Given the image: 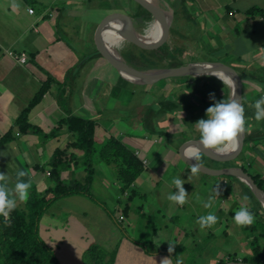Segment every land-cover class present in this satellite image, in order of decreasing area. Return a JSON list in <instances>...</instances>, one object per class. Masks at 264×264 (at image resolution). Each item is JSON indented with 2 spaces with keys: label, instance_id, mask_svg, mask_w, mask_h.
<instances>
[{
  "label": "crops",
  "instance_id": "crops-1",
  "mask_svg": "<svg viewBox=\"0 0 264 264\" xmlns=\"http://www.w3.org/2000/svg\"><path fill=\"white\" fill-rule=\"evenodd\" d=\"M165 1L174 8V22L163 45L171 44L170 49L182 48L184 52L185 48L180 42L192 39L196 44L191 45L198 46L196 51L202 53L188 62L226 63L239 73L242 82L241 103L245 109V133L249 135V141L243 145L241 154L235 159L222 162L209 158L205 153H198L199 162L215 169L228 166L242 167L250 175L257 174L264 181V120L259 122L255 120L254 107L255 101L264 95V76L256 78V73L250 72L253 63L256 60L258 63L264 58V44L257 50L238 48L239 39L233 41L229 37L232 34L230 32L234 31L239 35L240 27L245 30L257 26V32L264 31V19L245 15V11L251 7L264 6V0ZM89 3L90 0H0V139L6 133H10L11 136L9 140L0 143V172L8 175L9 187L14 188L17 171L24 170L28 175L22 179L31 181L29 195L34 190L43 192L54 185L47 166L54 151L73 138L65 125H59V121L69 115L93 119L95 121L93 140L96 145L114 136L142 160L145 169L134 182L137 191L142 192L140 195L146 196L147 191L151 193L154 187L158 189L155 191V203L150 204V208H157L156 214L152 221L149 219L150 213L145 216L147 221L144 228L152 225V234L144 229L141 232L142 236L133 240L129 236L117 234L114 239L107 237L102 243L107 251L116 250L113 264H161L165 257L171 258V264H217L223 259H227L226 262L243 261V257L251 255V252L247 244L248 239L241 230L242 225L236 224L233 220L234 214L241 207L247 209L258 207L260 213L264 212V206L250 194L245 182L236 176L218 175L223 177L218 178L222 185L213 186L215 189L213 192L206 191L213 198L212 207L206 208L203 199L207 193L201 198V195L193 191H186L188 195L183 205L170 201L168 195L171 194L169 190L172 186L163 175L175 161L182 162L179 158L182 159L180 155L184 149L180 154V148L184 142L200 139L195 123L201 118H206L207 108L216 102L228 100V84L213 75L188 77L184 81L191 86L188 91L183 87L187 84L169 81L166 85L168 88L164 89L168 93L161 90L157 94L159 98L155 101L159 102L172 96L174 102L170 109H173L174 113L158 114L152 119V124L147 126L145 117L150 111L145 106L144 109L139 106L134 111L131 106L134 92L127 88V83L132 82L123 78L115 67L100 55L95 43V33L101 20L120 9L115 10L107 6L105 14L95 20L88 29L89 38L85 41L82 35L86 36L88 32H78L75 28L78 21L87 25ZM134 4L136 8L126 3L124 5L126 10H123L131 16L139 17L143 27L147 20L137 15L140 5L135 2ZM128 6L131 12H128ZM29 8L33 9L32 13L28 12ZM178 11L182 13L178 15ZM147 14L150 15L149 12ZM215 26L219 28V34L222 33L217 43L215 35L212 34ZM192 28L196 29V32L193 33ZM206 34H210L208 38H205ZM216 36L219 38L218 33ZM71 37H75L74 42ZM197 38L203 39V43L207 44V52L199 47ZM211 43L212 47L209 49L208 45ZM232 45L234 50L230 47ZM89 47L88 51L86 48ZM219 49L224 54H217L221 52ZM230 51L235 54L233 58L228 59ZM21 53L26 56L25 62H20L15 57ZM179 59L184 61L181 55ZM48 76L55 81L50 82L41 99L29 109L27 116L28 122L40 128L41 132L39 134L31 130L21 132L15 125V120L40 86L47 81ZM210 94H214V99ZM114 100L124 103L125 110L118 109ZM155 103L157 110H160L162 107L159 108L157 102ZM139 111H142L140 118ZM131 114L135 115L130 117ZM125 118H129L132 127L129 132H119L113 124ZM53 131H55L53 135L44 137L43 134ZM191 153L194 154V149ZM83 159L84 155L78 154L77 160L73 161L70 167L62 169L61 178L66 182L79 180L77 168L79 163L83 166ZM186 167L191 168L187 164ZM106 168L104 167L105 170ZM177 169L175 168L176 171ZM204 176L212 182L216 177L206 174ZM159 184L162 185L158 186ZM144 186L149 190L143 192ZM126 191L129 195V191ZM200 192L198 190L199 194ZM244 196L248 199L244 200ZM61 200L67 204L63 206ZM83 200L86 202L87 199L80 194L61 197L45 210L43 215L47 218L41 221L44 218L42 216L39 220L40 226L41 222H46L42 230L38 226L39 235L52 247L59 264H68L74 260L83 264L82 254L86 250V245L89 241L97 242L94 241L95 236L100 237L98 232L94 234L91 231L90 234H86V228L96 226L86 224L90 218L87 209L79 206ZM59 203L62 204L65 215V219L62 220L52 212ZM76 203L79 204L78 207H75ZM24 204L25 202H18V206ZM125 206L126 213H121ZM133 206L135 207L134 202L128 200L120 209L114 207L123 215L122 221L130 231L138 227L140 220H144L133 211ZM94 207L93 204L88 205V209ZM141 207L140 211H143L144 205ZM210 213L218 217L217 222L211 227L201 228L199 218ZM105 216L111 221L106 214ZM183 219L185 221L188 219L186 223L188 225L182 222ZM113 222L115 223L114 219ZM65 225L67 228H64ZM74 227H78L82 234L76 232ZM106 230L111 232L112 236L116 235L113 226L107 227ZM232 230L236 234L234 240V236L230 238L229 235ZM79 242H82L81 248L78 247ZM149 242L154 247L164 249L149 254L145 251V245L140 244ZM170 244L175 246L172 253L168 251ZM196 253L199 255L195 256ZM203 253L206 255L204 258L200 256ZM177 254H184L182 257L179 256L180 261L176 260ZM230 256H234L235 259H228ZM200 260L202 262L198 263Z\"/></svg>",
  "mask_w": 264,
  "mask_h": 264
},
{
  "label": "trees",
  "instance_id": "trees-1",
  "mask_svg": "<svg viewBox=\"0 0 264 264\" xmlns=\"http://www.w3.org/2000/svg\"><path fill=\"white\" fill-rule=\"evenodd\" d=\"M138 7L139 11L137 15L143 17L144 20H150L151 17L147 14V11L141 6ZM245 15L251 18L261 17L264 19V6L251 7L245 11ZM142 39L146 42H155L158 40V37L146 35V38ZM123 50L121 53L127 63L140 69L177 67L184 64V61L179 59V56L183 53L182 48L170 49L167 45H162L152 49V51L145 52L143 49L130 44L128 48ZM90 58L87 57V59ZM51 81H55V79L48 76L47 81L40 86L25 109L15 120V125L19 127L21 132L30 130L38 134L41 132L40 128L28 122L27 116L29 109L41 99ZM172 103L173 101H170L168 98L159 100L158 106L162 108L150 111L149 116L145 118V124L149 126L152 124V119L157 117L158 114L173 110L170 109L172 108ZM174 107L177 108L176 105ZM150 114H152L151 117ZM59 125H65L73 138L63 147L57 148L54 151L51 161L47 165L48 173L54 181V185L48 187L43 192L34 190L29 195L24 206H17L8 217L0 216V264H59L52 247L39 235V220L49 205L61 197L74 194L89 196L85 191H89L87 185L93 179V166L97 156L108 165L114 166L117 174L116 178L119 182V191L126 193V190H128L129 201L138 195L134 182L145 169V166L134 151L114 136L104 139L100 144L96 145L93 140L95 129V121L93 119L69 115L59 121ZM54 133L55 131L43 135L44 137H49ZM10 138V133H6L1 137L0 143ZM248 141L249 135H246L243 145ZM80 153L84 155L83 166L86 172L83 180L64 181L61 178L62 169L70 167L71 163L77 160V156ZM250 176L257 186L264 190V181L257 174H251ZM248 190L252 195L249 188ZM126 208V206L125 208L123 207L120 212L126 213ZM248 210L255 217L254 223L242 225V227L247 230L246 237L253 254L243 257L242 260L249 263H264V212L260 213L258 207L248 208ZM109 213L111 212L109 211ZM121 228L124 227L121 226ZM142 245H145V243H142ZM87 250L82 254L83 264H113L114 262L116 250L107 251L98 247L97 244H93ZM146 250L148 252L150 250L151 252H157L160 249L154 246H147ZM228 259L234 260L235 258L234 256H230ZM226 260H220L217 264H223Z\"/></svg>",
  "mask_w": 264,
  "mask_h": 264
},
{
  "label": "rangeland",
  "instance_id": "rangeland-1",
  "mask_svg": "<svg viewBox=\"0 0 264 264\" xmlns=\"http://www.w3.org/2000/svg\"><path fill=\"white\" fill-rule=\"evenodd\" d=\"M129 4L132 8H136L137 6L134 4L133 0H90L89 3V11L87 14V25L83 24L82 22H77L76 23V30L79 31H85V32H90V27L91 25H93V22H95V20H98L99 17L103 16L105 14V9L107 8L106 6L112 7V9L118 10L120 9V11L117 12H125L124 10H126V7L124 6L126 3ZM124 9V10H123ZM128 12H131V9H129L128 6ZM126 13V12H125ZM182 13V12H181ZM178 11V15L181 14ZM152 21L151 19L147 22ZM146 22V23H147ZM173 22H174V17H173ZM80 26V28H78ZM216 28H214L215 30L212 32L213 35H215V41L217 43V41L220 39V36L222 37V33L219 34V28L217 26H215ZM144 28V26H143ZM147 31V30H145ZM239 35H237L236 31L234 32H230L232 33L229 37L234 41V39H239L237 45H240L238 48L244 47L245 49H255L257 50V48L262 47V44H264V31L257 32V26L255 28H250V29H245L243 30L242 27L239 28L238 30ZM89 32L86 34V36L82 35L83 37H85V41L89 38ZM192 32H196V29L192 28ZM216 33H218L219 38L216 36ZM229 33V34H230ZM227 34V36L229 35ZM210 34H206L205 38H208ZM224 36V34H223ZM72 41L74 42L75 37H71ZM198 40V45L200 48H202L203 50L206 51L207 49V44L203 43V39H199ZM182 43V47L185 48L184 52L181 54V59H184V62H188L189 60H192V58L196 57L197 55H200L202 52L199 53V51H196V49L198 48L191 45L192 44H196L194 40L192 39H186L185 41L180 42ZM168 44V43H167ZM129 43L128 42H123L122 44H119L118 46H120V50L123 51V49L128 48L129 47ZM170 47L172 46L171 44H169ZM169 45H167L169 47ZM117 46V47H118ZM212 47V43L208 45V48L211 49ZM219 47V45L217 46ZM231 48H233V45L230 46ZM119 48V47H118ZM88 51L90 49L86 48ZM220 50V49H219ZM234 50V48L232 49ZM143 51H152L151 49H143ZM221 51V50H220ZM207 52V51H206ZM205 54V52H203ZM229 54L227 55L228 59L233 58V55L235 54V52L232 53V51L228 52ZM215 54V53H213ZM217 54H224L222 53V51L220 53ZM244 57V55H243ZM226 57H224V59H227ZM258 64V65H257ZM251 74L256 73V78L258 76H264V58L259 61L257 63V60L255 61V63H253V68L250 70ZM185 77L182 78H166V79H161L158 80L157 82L148 84V83H127V88L130 89V91L133 90L134 95H133V101H131V106L132 108H134V111L136 110L137 107L141 106L142 109H144L143 107L145 106L146 109H148V111H155L157 109L156 107V103L158 104V101H155L156 99L159 98V96L157 94L160 93L161 90H163V93H168L167 91H164L165 88H168V86L166 87V85L168 84L169 81H178V82H182V84H187L184 83ZM120 83V81H119ZM173 84V83H172ZM186 90L189 91L190 89V85H184L183 86ZM170 90V89H169ZM170 101H173V97L171 96V98H168ZM173 99V100H172ZM114 102L116 103V106L118 107V109H124L125 110V106L124 103H121V101L119 102V100H114ZM174 102V101H173ZM167 112H173L172 110L167 111ZM136 113V112H135ZM148 113V112H147ZM174 113V112H173ZM139 118L141 117L142 111L138 112ZM135 114H131L130 117L134 116ZM147 116H149V113L147 114ZM147 116L145 118H147ZM152 116V114H150V117ZM113 127H115L119 132H129L130 128L132 127L130 124V120L129 118H125L122 119L121 121H118L117 123L113 124ZM141 127V124H140ZM180 162H174V165L169 166V169L165 171L164 175V179H166L169 183V185L172 186V189L169 190L170 193H175L176 191H178L175 187V185L173 184V180L174 178H181L184 180V185L183 187L185 188L186 191H193L194 193H196L197 195H201V198L205 197V193L206 194V198L203 199V202H207L210 198V193L208 194V192H213L215 189L213 188V186H220L222 185V182L218 180V178L222 179V176H216L214 179V181L212 182V180H208V178H206L207 176H204V174L201 172H197V173H193L191 171V168H187L186 167V163L184 162L183 159L179 158ZM173 166H175V168H178L177 171L175 170V168H173ZM82 167V168H81ZM94 173H93V179L91 181L90 184L87 185V189L85 192H87V194H89V196L84 195L85 198L87 199L86 202L83 200V203H79V204H75V207H78V205L80 207H83L85 209H87V213H88V217L90 218L89 220H87L86 224L87 225H95L96 227H91L89 226L88 228H86V234H90L91 231L94 234L100 233V237L95 236L94 241L97 242H91L89 241L88 244L86 245V250L89 249V247H91L93 244H97L98 247L108 250L104 245H102L103 242H105L104 240L109 237L114 239V237L117 236V234H123V236H129L131 237L130 239L133 240V238H137L138 236H142L141 232L145 229V223L147 221L146 219V215L150 213L151 218H149L151 221L153 220L154 215L156 214L155 211H157V208H150V204L155 203V199H156V193L155 191H158L157 187H154L152 189V192L149 193V189H146L144 186V190L143 192L147 191V195L146 196H142L140 195L142 192L139 190L137 191L138 194L140 196H135L134 198H132V201L135 204V207L133 206V211L135 213H137L141 219L144 220H140V223L138 225V227H135L136 229H132V231L129 230V227L125 225V222L122 221L123 220V215H121L118 212V209H114L115 208H119L121 207V205H125L126 203H128V194L126 193H121L118 189L119 187V182L118 179L116 178V171L114 169L113 165H108L107 163L103 162L102 160H100V158H98V156L96 157L95 161H94ZM104 167H107L105 170ZM81 168V169H79ZM78 172L80 175L79 180L82 181L83 180V176L85 175V171H84V166L81 165V163H79L78 165ZM184 171H188L187 173ZM192 175V176H191ZM195 176H197L198 178H196ZM106 177V178H103ZM200 178V179H199ZM83 183V182H82ZM162 183V182H161ZM85 184V183H84ZM84 184H82L84 186ZM162 184H159L158 186H161ZM151 186V184H150ZM198 190L201 191L199 194ZM203 191V192H202ZM208 191V192H206ZM127 192V191H126ZM188 193V192H187ZM77 195V194H74ZM81 195V194H80ZM169 196V195H168ZM212 198V197H211ZM213 199V198H212ZM147 203H146V202ZM63 206L67 204L66 201L61 200L60 201ZM62 204H57L56 207L54 208V210L52 211L55 216H59V220L65 219V215L63 213V209H62ZM70 204H72V202H70ZM95 205V207L98 208H89L88 209V205ZM144 208L143 211H140L142 209V207L140 208V206H143ZM24 206V205H22ZM19 206V207H22ZM96 209V210H94ZM152 209V210H151ZM109 211L111 213H109ZM140 211V212H139ZM153 212V213H151ZM108 216V218L111 221L107 220V217L105 216V214ZM44 218H40L41 221L45 220L47 218V216ZM41 216V217H42ZM115 220V223L113 222V219ZM175 219L177 220V217H175ZM230 219L232 220V218L230 217ZM93 221H95L96 223H92ZM183 223H188V219L185 221L184 219L182 220ZM46 222H41V226L40 224H38V226L40 227V230H42V228L44 227V224ZM115 224H117L115 226ZM188 225V224H186ZM76 226V224H75ZM113 226L114 231L116 232L115 236H112V233L107 231L106 228L107 227H111ZM121 226H123L124 228H121ZM143 227V228H142ZM64 228H67V225L64 226ZM76 232H79L80 234H82L79 230L78 227H74ZM146 231H150L149 234H152L153 231V226H149L147 229H145ZM157 230V229H156ZM188 230V226L185 227V231ZM242 232L244 233V235H247V230L243 229V227L241 228ZM187 232V231H186ZM230 238L234 236L233 240L236 239V234L234 233V230L231 231V233L229 234ZM71 237H74V235H70ZM148 238V237H147ZM149 240V239H148ZM101 242V243H100ZM106 244V243H105ZM112 244V243H110ZM142 244V243H141ZM249 245V250L251 252V255L253 254V251L251 250V246L249 243H247ZM145 245L147 246H151L153 247V245H151V243H145ZM146 246V247H147ZM173 248H175L174 245H171ZM78 247L81 248L82 247V242L78 243ZM74 249V248H73ZM158 249H160L157 252L162 251L164 248L163 247H159ZM74 250H78V249H74ZM88 251V250H87ZM145 251L149 254H153V252H151V250L148 252L145 248ZM156 252V253H157ZM165 252V251H164ZM199 255V253H196L195 256ZM249 255V256H251ZM184 256V254H177V261H180V257ZM202 258H204L206 255L205 253H203L202 255H200ZM201 259V258H198ZM202 262V260L198 261ZM68 264H79L76 260H74L73 262H69Z\"/></svg>",
  "mask_w": 264,
  "mask_h": 264
},
{
  "label": "water",
  "instance_id": "water-1",
  "mask_svg": "<svg viewBox=\"0 0 264 264\" xmlns=\"http://www.w3.org/2000/svg\"><path fill=\"white\" fill-rule=\"evenodd\" d=\"M135 3L140 5L143 9L150 13L151 19H157L162 22L161 34L157 41L146 42L142 38H146V31L141 26V20L139 17L131 16L125 12H112L106 15L100 22L96 33H95V43L96 47L103 58H106L120 73V75L126 80L132 83H154L161 79L174 78V77H197L202 75H213L221 79L216 72H222L227 74L231 83L225 82L229 86V96L228 100L236 98L238 100L242 99V82L239 73L230 65L220 62V61H193L186 64H182L177 67H157L140 69L134 67L127 63L123 58L121 53V48L116 45H111L104 39V34L107 32L111 33H125L126 42L134 45L140 49H154L163 45L166 40L167 34L173 22L174 8L170 3L165 0H133ZM145 22V21H144ZM222 80V79H221ZM246 133H244L239 138V146L234 151L225 152L224 146L218 147L217 149H203L199 147V140H189L183 143L180 148L183 150V154L180 156L184 162L192 167L193 163L197 161L193 159H188L189 156L187 151L191 148L196 150V155L198 153H205L209 158L216 161H230L237 158L243 149L244 139ZM201 163V162H199ZM200 172L206 175H227L236 176L240 178L249 187L252 195L258 199L264 206V190L259 188L254 182L252 177L247 173L242 167L238 166H228L219 169L210 168L203 163ZM223 264H257L249 263L244 261H228ZM264 264V263H259Z\"/></svg>",
  "mask_w": 264,
  "mask_h": 264
},
{
  "label": "clouds",
  "instance_id": "clouds-1",
  "mask_svg": "<svg viewBox=\"0 0 264 264\" xmlns=\"http://www.w3.org/2000/svg\"><path fill=\"white\" fill-rule=\"evenodd\" d=\"M214 99V94H210ZM254 107L255 120L257 122L264 120V95L255 101ZM245 109L240 100L232 98L230 100H222L214 103L206 110V118L199 119L195 125L200 134L199 147L205 150L217 149L218 146L227 144L233 145L235 151L239 146V138L245 133ZM193 159L197 163H193L191 171L197 173L200 171L202 164L199 163V155L193 154L187 157ZM17 182L14 188L9 187V177L7 174L0 172V216L8 217L10 213L16 209L18 202H26L29 197V190L31 188V181H25L22 178L26 177L28 173L24 170L17 171ZM184 180L177 177L174 178L175 193L168 196L170 201L183 205L186 202L187 192L184 185ZM244 200L248 197L244 196ZM204 207H212V198L210 197L205 202ZM254 215L246 208L241 207L235 212L233 220L238 225H251L254 223ZM218 220L214 214L201 216L198 220L201 228L211 227ZM169 253L174 251L171 246L168 249ZM161 264H171V258L165 257Z\"/></svg>",
  "mask_w": 264,
  "mask_h": 264
},
{
  "label": "bare ground",
  "instance_id": "bare-ground-1",
  "mask_svg": "<svg viewBox=\"0 0 264 264\" xmlns=\"http://www.w3.org/2000/svg\"><path fill=\"white\" fill-rule=\"evenodd\" d=\"M161 25H162V22L158 21L157 19H153L152 21L150 22H147L144 24V29L147 30L146 31V35H154V36H158L161 32ZM125 33L122 32V33H119V32H116V33H111V32H107L105 34V40L108 41L109 44L111 45H116L118 46L119 44H122L123 42H126V37H125ZM120 48V46H118ZM124 51V50H123ZM216 74L225 82H229L231 83V79L230 77L225 74V73H222V72H216ZM192 150L193 148L189 149L187 151V154L189 156L192 155ZM233 150V145L232 144H227L225 145L224 147V150L225 152H230ZM194 154H196V150L194 149Z\"/></svg>",
  "mask_w": 264,
  "mask_h": 264
},
{
  "label": "built area",
  "instance_id": "built-area-1",
  "mask_svg": "<svg viewBox=\"0 0 264 264\" xmlns=\"http://www.w3.org/2000/svg\"><path fill=\"white\" fill-rule=\"evenodd\" d=\"M28 12L29 13H32L33 12V9L32 8H29L28 9ZM20 62H25L26 60V56L24 53H21L19 56H15Z\"/></svg>",
  "mask_w": 264,
  "mask_h": 264
}]
</instances>
